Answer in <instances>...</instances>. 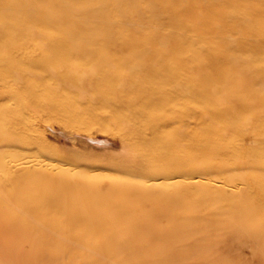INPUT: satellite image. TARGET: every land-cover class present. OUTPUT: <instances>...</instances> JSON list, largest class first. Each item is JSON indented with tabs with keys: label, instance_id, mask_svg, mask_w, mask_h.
Instances as JSON below:
<instances>
[{
	"label": "bare ground",
	"instance_id": "6f19581e",
	"mask_svg": "<svg viewBox=\"0 0 264 264\" xmlns=\"http://www.w3.org/2000/svg\"><path fill=\"white\" fill-rule=\"evenodd\" d=\"M41 119L127 154L82 173ZM239 245L264 264V0H0V264H229Z\"/></svg>",
	"mask_w": 264,
	"mask_h": 264
},
{
	"label": "rangeland",
	"instance_id": "374dc122",
	"mask_svg": "<svg viewBox=\"0 0 264 264\" xmlns=\"http://www.w3.org/2000/svg\"><path fill=\"white\" fill-rule=\"evenodd\" d=\"M37 128L42 134L40 139L46 153L50 151L49 155L66 158L82 173L91 174L99 170L115 173L116 164L123 162L128 151L119 133L102 130L96 125L82 127L66 124L58 119H41L37 121ZM221 250L232 256L229 264H248L246 261L254 264L249 259L251 251L248 246L239 245L234 249L225 247ZM234 257H239L241 260L233 259ZM245 258L247 259L244 260ZM212 264L219 263L214 261Z\"/></svg>",
	"mask_w": 264,
	"mask_h": 264
}]
</instances>
